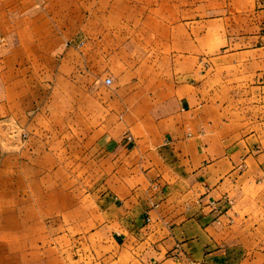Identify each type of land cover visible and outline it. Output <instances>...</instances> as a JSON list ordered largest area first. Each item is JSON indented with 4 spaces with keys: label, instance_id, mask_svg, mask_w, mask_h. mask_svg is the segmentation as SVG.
<instances>
[{
    "label": "crops",
    "instance_id": "1",
    "mask_svg": "<svg viewBox=\"0 0 264 264\" xmlns=\"http://www.w3.org/2000/svg\"><path fill=\"white\" fill-rule=\"evenodd\" d=\"M27 26L0 34V264H52L55 221L74 264H264L262 25L205 55L198 25H93V54Z\"/></svg>",
    "mask_w": 264,
    "mask_h": 264
},
{
    "label": "rangeland",
    "instance_id": "2",
    "mask_svg": "<svg viewBox=\"0 0 264 264\" xmlns=\"http://www.w3.org/2000/svg\"><path fill=\"white\" fill-rule=\"evenodd\" d=\"M12 25H37L38 29L31 31L27 26L25 37H29L30 33L34 35L35 31L38 37H45L46 30L42 28L49 25V36L53 34L64 40L66 49L70 47L87 54H93V40L97 37L95 32L98 30L93 25H198L199 35L203 36V40L199 38L198 54L205 55L221 52V25H242L251 30H257L258 25H262L261 31L264 32V0H0V34L6 38L18 37L11 30ZM102 31L106 35L109 28ZM241 31L245 32V29ZM142 32L139 37H142L141 43L146 55L150 52L149 40L153 37H150L148 31ZM66 51L61 49L63 54ZM69 54L70 60L75 59L74 52L70 51ZM102 65L109 66V63L106 61ZM116 71L121 73L120 65ZM107 76L109 74H104L101 80ZM112 77L114 84H119L120 79ZM50 99L53 107L55 105L51 114L57 120L56 117L59 119L61 115L63 95L56 94ZM70 100H76V97L70 95ZM53 178L57 186L61 182L76 181L77 175L55 174ZM62 199H66L65 193L60 188L55 189V210H59L56 203ZM69 226L72 225L61 221L53 222L54 237L52 242L48 239V249L44 240L37 247L40 260L50 257L52 264L75 263L78 247L87 246V239L62 238V229ZM48 252L51 256H47Z\"/></svg>",
    "mask_w": 264,
    "mask_h": 264
},
{
    "label": "built area",
    "instance_id": "3",
    "mask_svg": "<svg viewBox=\"0 0 264 264\" xmlns=\"http://www.w3.org/2000/svg\"><path fill=\"white\" fill-rule=\"evenodd\" d=\"M105 83L107 85H111L113 83V79L111 77H107L105 79ZM127 140L129 142H134V137L131 134H129V135H127ZM226 201H227V203H231V201L229 199H226ZM215 205H216L215 202H211V206L215 207ZM148 220H150V219H148Z\"/></svg>",
    "mask_w": 264,
    "mask_h": 264
}]
</instances>
